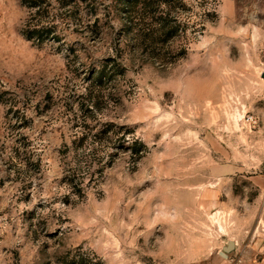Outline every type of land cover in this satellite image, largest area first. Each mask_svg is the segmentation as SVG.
<instances>
[{
    "label": "rangeland",
    "instance_id": "374dc122",
    "mask_svg": "<svg viewBox=\"0 0 264 264\" xmlns=\"http://www.w3.org/2000/svg\"><path fill=\"white\" fill-rule=\"evenodd\" d=\"M179 1L186 33L164 51L182 54L126 45L99 83L117 0H79L76 21L58 18L62 41L41 45L23 35L25 3L0 0V264H245L255 251L264 0ZM77 161L95 170L80 193Z\"/></svg>",
    "mask_w": 264,
    "mask_h": 264
},
{
    "label": "trees",
    "instance_id": "16d2710c",
    "mask_svg": "<svg viewBox=\"0 0 264 264\" xmlns=\"http://www.w3.org/2000/svg\"><path fill=\"white\" fill-rule=\"evenodd\" d=\"M29 9V18L23 25V35L35 45H41L45 41L52 40L61 42L62 38L58 31V23L61 21H76L75 14L79 0H22ZM89 3L93 4L91 0ZM174 2L179 0H117V10L123 22L121 28L116 32L115 55L112 53L106 61L112 62L110 66L99 65L97 81L99 83L109 81L116 74L117 67L123 63L122 53L126 52L125 46L129 45L133 54H147L157 56L159 60H175L181 54L170 52L169 57L164 51L166 43H170L181 33H186V20H181L180 12L172 10ZM181 4V3H180ZM93 6V5H92ZM65 23V22H64ZM77 25V23H76ZM94 32V30H92ZM98 33V29L95 31ZM123 35V36H121ZM119 37V38H118ZM94 38V37H92ZM123 42V43H122ZM122 46H121V45ZM69 51H73L69 48ZM163 58V59H162ZM95 73V71H94ZM106 127L100 133H107ZM93 137H100L94 134ZM86 134L75 137L79 143L84 142ZM133 152L139 155L144 145L136 138L133 140ZM92 164L84 165L81 161L73 163L69 167L70 183L73 190L82 192L84 177L93 180L95 170H91Z\"/></svg>",
    "mask_w": 264,
    "mask_h": 264
},
{
    "label": "crops",
    "instance_id": "0c3cea01",
    "mask_svg": "<svg viewBox=\"0 0 264 264\" xmlns=\"http://www.w3.org/2000/svg\"><path fill=\"white\" fill-rule=\"evenodd\" d=\"M252 182L256 189L254 203L257 211L258 229L250 244L255 248V251L246 254L245 264H264V171L253 176ZM251 254L253 255L251 256Z\"/></svg>",
    "mask_w": 264,
    "mask_h": 264
},
{
    "label": "water",
    "instance_id": "95a60500",
    "mask_svg": "<svg viewBox=\"0 0 264 264\" xmlns=\"http://www.w3.org/2000/svg\"><path fill=\"white\" fill-rule=\"evenodd\" d=\"M262 77H264V73H262ZM234 247V243L230 242L226 247H224V251H221L220 254L222 256H225V251H230L231 249H233Z\"/></svg>",
    "mask_w": 264,
    "mask_h": 264
},
{
    "label": "built area",
    "instance_id": "2783aa9c",
    "mask_svg": "<svg viewBox=\"0 0 264 264\" xmlns=\"http://www.w3.org/2000/svg\"><path fill=\"white\" fill-rule=\"evenodd\" d=\"M251 120H253V116L248 117V121H251Z\"/></svg>",
    "mask_w": 264,
    "mask_h": 264
},
{
    "label": "bare ground",
    "instance_id": "6f19581e",
    "mask_svg": "<svg viewBox=\"0 0 264 264\" xmlns=\"http://www.w3.org/2000/svg\"><path fill=\"white\" fill-rule=\"evenodd\" d=\"M226 255V254H225Z\"/></svg>",
    "mask_w": 264,
    "mask_h": 264
}]
</instances>
